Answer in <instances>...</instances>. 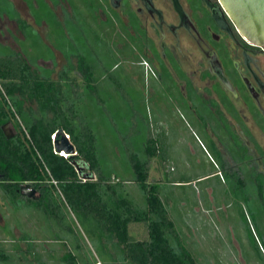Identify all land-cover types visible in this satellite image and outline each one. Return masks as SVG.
<instances>
[{
    "label": "flooded vegetation",
    "instance_id": "af4514ba",
    "mask_svg": "<svg viewBox=\"0 0 264 264\" xmlns=\"http://www.w3.org/2000/svg\"><path fill=\"white\" fill-rule=\"evenodd\" d=\"M58 31L84 37L83 87L92 77L89 64H94L97 84L113 76L111 94L127 100L132 116L137 115L130 100L133 86L148 80L154 122L145 116L139 122L145 141L156 140L158 149L156 156L146 157L148 173L159 162L163 176L172 174L167 133L176 137L175 143H186L188 151L189 144H196L202 157L196 160L209 173L195 179L197 184L205 179L196 195L204 191L207 200L199 196L193 212L201 207L204 219L214 220L213 210L233 207L231 214L249 226L252 254L264 264V214L255 217L235 205L247 186L260 198L264 195V47L241 36L219 0H0V43L24 59L38 81L58 77L67 65L44 40ZM27 34L41 37L43 48ZM94 34L108 41L103 56L87 40ZM88 53L94 61L87 60ZM97 86L91 88L100 94ZM133 118L131 125L137 123Z\"/></svg>",
    "mask_w": 264,
    "mask_h": 264
},
{
    "label": "trees",
    "instance_id": "16d2710c",
    "mask_svg": "<svg viewBox=\"0 0 264 264\" xmlns=\"http://www.w3.org/2000/svg\"><path fill=\"white\" fill-rule=\"evenodd\" d=\"M80 39H73L71 54L65 53L67 65L57 80L38 81L15 55L0 52V197L7 201L9 213L6 215L0 208L8 224L6 236H0V264H98L84 256L80 240L67 219L69 208L81 220L90 222L89 230L94 234L112 242L113 249L107 246V253L110 257L121 256L124 264H201L179 235L162 187L149 181L146 157L156 156L157 141L149 143L143 135L133 138L128 133L129 140L123 142L121 150L118 148L121 157L117 158L110 155L116 147L100 146L95 115L101 112L102 120L104 115L110 124L113 114L116 116L114 107L105 103L114 101V77L108 76L102 86L98 85L102 96L97 97L102 98L95 105V90L91 86L98 78L94 64H89L88 75L92 77L88 79V89L80 90L76 77L80 75L81 53L87 51ZM92 43L103 56L102 45L108 41L102 38ZM87 60L94 61L90 53ZM26 100L35 106L24 107ZM8 124L15 130L11 138L3 131ZM60 130L75 146V157L55 152L54 136ZM26 183L40 193L38 200L21 195L19 188ZM134 190H138L140 200ZM24 214L43 216L46 221L53 215L56 228L68 231L72 239L54 236L44 239L51 243L49 246H33L39 238L29 234V240L25 234L30 245L24 248L10 227L15 223L26 233L33 221H23ZM134 224H143L141 238L131 235Z\"/></svg>",
    "mask_w": 264,
    "mask_h": 264
},
{
    "label": "rangeland",
    "instance_id": "374dc122",
    "mask_svg": "<svg viewBox=\"0 0 264 264\" xmlns=\"http://www.w3.org/2000/svg\"><path fill=\"white\" fill-rule=\"evenodd\" d=\"M47 37L51 42L52 38L50 35H47L44 40H47ZM89 38L91 39V37L87 35V40ZM108 46L109 45L107 43H104L102 45L103 51L107 50ZM37 51L39 50H36L35 54H37ZM138 86L139 84L135 82V85L133 86L134 91L130 96L131 102L135 103V110L137 115L133 114L132 116L128 109L119 111L113 108L118 113V116H115L113 114V119L118 118V121L122 125V127L128 129L129 132L131 130L130 133L132 134L133 138L138 137L139 135L144 136L143 133L145 131H141V129L144 128L142 122L139 121H143L144 116L145 118L149 117V119L153 121L151 116L155 114L153 111V102H151L149 93L148 80L146 79L145 84L142 83L140 87ZM110 101V103L105 102L108 107L121 106L122 104L120 102L118 105H116L115 98L114 101ZM126 102L127 100L124 101V103ZM24 105L31 106L33 105V103L30 100H26L24 102ZM132 117H134L133 120L137 121V123L131 125L129 121H131ZM103 119L104 121L100 123L99 127L100 145H103L107 148L108 146H111L113 142H117L120 137V140H123L125 136L128 139V132L122 131L121 129L117 130V128L107 122L108 117L104 115ZM132 127L134 131L132 130ZM9 128L14 129V126H7V130ZM166 138L168 142H172V148L171 150H169L170 159L167 162L169 167L172 165L174 168L171 176L162 175L163 197L166 198L170 203L171 210H173L172 216L176 220L177 226L182 223V225L177 227L179 233L183 236L189 248L194 253H196L198 258L200 259L201 264H228L229 262L232 264H243V260L246 262V264H252L250 262L251 260H255L262 264V261L258 260V258L251 252L252 249H250V244L248 243L250 238L248 235L249 226L247 222L241 216H235L231 214L232 210H234L233 207L232 209H230L229 207L227 210L226 208H223L221 210H213L212 216L214 220H212L209 216H207V220H205L204 218L206 217H204V214L201 211V207L198 208L200 211L198 214H196L195 211L192 213V210L196 208L194 203H196V201L199 199L201 200V196L204 201L207 200V196L204 191H202L198 196L196 195V190H198L199 187L203 189L206 186L204 182L205 179L199 180L198 184L195 181H193V184H187L181 181L195 180L196 178L202 177L203 175L209 173V171L206 165L203 164V162L201 163L196 160L200 159L199 157H201V155H199V149L197 148L196 144H194L193 146L189 144L191 148L188 151V149L186 148V143H175L176 137L168 135L167 133ZM196 154L198 155V158L195 156ZM117 160H115V163L117 162ZM156 166L157 162L154 163L155 168L152 170L151 176L157 179L161 173L158 172L159 170L156 168ZM169 167L168 169H170ZM118 171L121 172V170L119 169ZM121 175L123 176V174ZM173 176L176 181H179V183H172V181H174V178H172ZM247 188L249 189L251 188V186H247ZM248 189L246 191V194L240 195L237 198V203H235V205L238 206V204L240 203V205L245 209L246 212H250L255 217L264 214V195L262 196V202V198L256 195L257 191H251ZM137 191L134 190V195H136V198L140 200L141 195L139 194V192L137 193ZM67 211V219L70 221L71 226L74 228V231L76 232L80 240L82 252L84 253L86 259H90V261H92L93 263L97 262L98 264H124L122 263L121 256L115 255L110 257V255L107 253V246L113 249L112 242L108 241L107 238H100L101 236L94 234L92 230H89V227L91 226L89 221L81 220V218L70 208ZM6 215H8V213H6ZM200 215H202V217H200ZM225 215H229V218L226 221L221 220V218ZM30 216L31 215L28 214L22 215V218L27 217L28 219H32L31 221H33V223L31 224V222H29L30 229L27 230L26 233H23L22 231L16 232L17 239L22 241V245H26L28 247L30 245L28 241H25V234H27L28 239L29 234L33 235L34 238L35 236L36 238H39V241L34 240L33 246H41L43 244L49 246L51 245V243H48L44 239L52 238L54 236L59 238L70 237V239H72L68 231H60L56 228V225L54 224V221H52V218L46 221L43 216L38 217V215L35 216L34 214L31 217ZM10 219L12 220L13 217H10ZM205 222H207V224ZM142 225L143 224L132 225V230L130 232L133 237L141 238L144 235V228L142 227ZM6 229L0 228V232L6 231ZM261 231L264 230L261 229ZM230 235L236 237L240 241L242 248L241 251H243L241 259H235L238 252L236 250L235 244L231 242V239L229 237ZM244 240L245 244L243 243ZM55 243H52V245H54ZM57 246L60 245L55 244V247ZM251 254L254 257L252 256V259H249V256Z\"/></svg>",
    "mask_w": 264,
    "mask_h": 264
},
{
    "label": "crops",
    "instance_id": "0c3cea01",
    "mask_svg": "<svg viewBox=\"0 0 264 264\" xmlns=\"http://www.w3.org/2000/svg\"><path fill=\"white\" fill-rule=\"evenodd\" d=\"M14 16V15H13ZM63 32H56V33H54L52 36H51V38H52V41L50 42L49 41V38L47 37V40H46V43L47 44H51V45H53L54 46V49L58 52V53H60V54H62V57H63V59H65V61L67 62V58H66V52L68 51L69 52V54H71V50H72V41H75V40H73V39H75V38H77V37H79L80 36V43L81 42H83V39H84V37L81 35V34H77V33H73L72 35H65V33H63ZM28 38L29 37H31V39L33 40V42L35 43V41H36V43H35V45H37L36 47H40V49H42L43 47H42V40L43 39H41V37H39V36H36V35H31V34H27L26 35ZM91 36V40L92 41H95V40H100V41H102V37H99V36H97V35H90ZM30 39V38H29ZM89 40H90V38H89ZM73 51H75V48H76V46L74 45L73 46ZM101 51V50H100ZM0 52H2V54L3 55H9V54H13V55H15L19 60H21L23 63H24V65H25V67L28 69V65H27V63L25 62V61H23L20 57H18L14 52H13V50H11L10 48H8V47H5L3 44H1L0 43ZM6 52V53H5ZM39 56V55H38ZM72 56H74V55H72ZM30 59V58H29ZM60 59V58H59ZM35 60H36V57H33L30 61L31 62H35ZM74 62H76V58L74 59ZM34 64V63H33ZM53 64H54V60H53ZM53 70H55V68L53 69ZM53 70H51V71H49V74H51V73H53L54 71ZM29 71H31L30 69H29ZM32 73V72H31ZM33 75V74H32ZM58 77H59V75H58ZM58 77H56V78H52L51 76H49L47 79H50V80H57L58 79ZM76 77V76H75ZM78 80H79V85H80V90L81 91H87V89L85 88V87H83V84L81 83V77H80V75H78L77 77H76ZM98 82L96 81L95 82V86H97L98 84H97ZM101 86H102V84H100ZM94 86V88H96ZM92 87V86H91ZM97 87H100V86H97ZM101 92V91H100ZM95 94V93H94ZM97 95H100V96H102V92L100 93V94H95V105L97 104V100H99V99H101L102 97H97ZM114 98L115 97H113V95H112V99L114 100ZM120 99L121 98H117V99H115V101H116V105H118L120 102L121 103H123V104H121V106H114V109H116V110H119L121 107H122V110H126L127 109V102L126 103H124V99H122L121 101H120ZM100 103V108L102 107V103H101V101L99 102ZM32 107L33 106H35L34 104L33 105H31ZM31 106H28V105H26V108H28V107H31ZM101 110V109H100ZM116 112V111H115ZM116 116H118V113L116 112ZM95 117H96V123H98V126L100 127V123L103 121L102 120V114H101V112H99V113H97L96 115H95ZM116 119V120H115ZM115 119H112L111 120V125H113L115 128H117V130L119 129H121L122 131H126V132H128V133H130L131 132V130H130V132L128 131V129H126L125 127H122V125L119 123V121H118V118H115ZM8 126H12L13 127V125L12 124H9ZM9 129H13V128H9ZM99 130V129H98ZM12 133V132H11ZM10 133V134H11ZM13 133H15V130L13 131ZM127 135V134H126ZM121 138V137H120ZM120 138H119V140L117 141V142H113V144L111 145V147H116V152L114 151V150H112V151H110V155H112V156H115L116 158L117 157H121V151H119V149L121 150L122 149V147H124V144H123V142H125V141H128V139H129V134H128V139L126 138V136H125V138H123V140H120ZM144 140H145V138H144ZM118 143H119V145H118ZM101 147H104L103 145H100ZM119 148V149H118ZM143 157H144V155H143ZM159 162H157V166H156V168L159 170ZM159 173H161L160 171H158ZM172 178H174V177H172ZM174 181H172V183L174 184V183H179V181H176V179L174 178L173 179ZM149 181H150V183H156V184H158L160 187H162L163 186V184H162V174H160V176H158V178L156 179V178H154L153 176H151V173L149 174ZM193 181H195V180H188V181H181V182H183V183H187V184H193ZM163 190V188L161 189V191ZM2 197H0V201H1V203H0V208L2 209V210H4V211H6L7 210V206H8V204H7V201L6 200H3V199H1ZM167 200V199H166ZM168 207H169V211H170V214H171V216H172V212H173V210H171V207H170V203H169V201H168ZM192 210V209H191ZM7 212V211H6ZM8 213V212H7ZM192 213H193V210H192ZM8 216H9V213H8ZM173 217V216H172ZM174 218V217H173ZM32 219H28L27 217H25V218H23V221H31ZM33 223V222H32ZM31 223V224H32ZM175 223H176V220H175ZM180 225H182V223L180 224ZM179 225V226H180ZM7 219L5 218V216H4V214L2 213V212H0V228H2V229H6L7 228ZM30 226V225H29ZM179 226H177V224H176V228L177 227H179ZM10 227L12 228V231H13V233L15 234V236H16V232H20L21 230L18 228V226H17V224H15V223H12V225H10ZM30 228V227H29ZM177 231H178V228H177ZM178 233H179V231H178ZM1 235H3V236H6V234L4 233V231H2V232H0V236ZM179 235L183 238V236L179 233ZM16 238H17V236H16ZM184 239V238H183ZM184 241H185V239H184ZM232 243H234L235 244V246H236V250H237V252H238V254H237V256L235 257V259L237 260V259H241V255H242V251H241V246H240V241H238V240H236L235 242H232ZM23 247L24 248H27L26 247V245H23ZM250 259H252V258H250ZM243 264H246V262L243 260V262H242ZM251 263H253V262H251ZM228 264H232V263H228Z\"/></svg>",
    "mask_w": 264,
    "mask_h": 264
},
{
    "label": "water",
    "instance_id": "95a60500",
    "mask_svg": "<svg viewBox=\"0 0 264 264\" xmlns=\"http://www.w3.org/2000/svg\"><path fill=\"white\" fill-rule=\"evenodd\" d=\"M219 2L241 36L253 45L264 47V0H219ZM3 131L7 138H11L14 134V129L7 130V125L3 127ZM54 140L56 153L65 157L77 155L75 146L63 130L55 134ZM19 192L26 198L39 199L38 191L28 183L22 184Z\"/></svg>",
    "mask_w": 264,
    "mask_h": 264
},
{
    "label": "built area",
    "instance_id": "2783aa9c",
    "mask_svg": "<svg viewBox=\"0 0 264 264\" xmlns=\"http://www.w3.org/2000/svg\"><path fill=\"white\" fill-rule=\"evenodd\" d=\"M12 109H13V111H14V108L12 107ZM15 115H16V117H17V119H18V121H19V123H20V125L22 126V128L24 129V126H23V124H22V122L20 121V119H19V117H18V115L15 113ZM62 155V154H61ZM54 184H56V182H54Z\"/></svg>",
    "mask_w": 264,
    "mask_h": 264
}]
</instances>
